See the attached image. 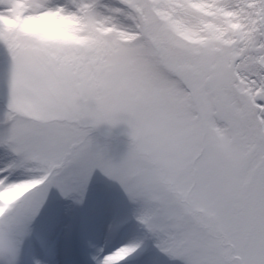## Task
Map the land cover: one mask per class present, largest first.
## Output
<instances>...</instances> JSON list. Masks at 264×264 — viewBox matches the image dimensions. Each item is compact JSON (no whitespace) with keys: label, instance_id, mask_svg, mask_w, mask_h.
I'll use <instances>...</instances> for the list:
<instances>
[{"label":"snow or ice","instance_id":"1","mask_svg":"<svg viewBox=\"0 0 264 264\" xmlns=\"http://www.w3.org/2000/svg\"><path fill=\"white\" fill-rule=\"evenodd\" d=\"M0 47L19 252L49 192L82 204L99 170L138 236L95 264H264V0H0ZM121 124L114 160L91 133Z\"/></svg>","mask_w":264,"mask_h":264},{"label":"rangeland","instance_id":"2","mask_svg":"<svg viewBox=\"0 0 264 264\" xmlns=\"http://www.w3.org/2000/svg\"><path fill=\"white\" fill-rule=\"evenodd\" d=\"M5 50L0 47V62ZM6 88L0 83V113L5 108ZM6 126L0 123V136ZM126 125H102L91 133L95 143L106 149L114 160L126 155L129 144ZM7 159L0 147V163ZM129 211L119 188L97 170L89 183L82 204L65 198L52 189L31 224L20 252V264H95V257L114 250L122 243L136 240L138 233L129 228L111 229ZM133 264H182L169 260L155 248H149Z\"/></svg>","mask_w":264,"mask_h":264},{"label":"clouds","instance_id":"3","mask_svg":"<svg viewBox=\"0 0 264 264\" xmlns=\"http://www.w3.org/2000/svg\"><path fill=\"white\" fill-rule=\"evenodd\" d=\"M17 197V191L0 193V200L11 201ZM0 264H20L19 248L7 233L0 235Z\"/></svg>","mask_w":264,"mask_h":264}]
</instances>
